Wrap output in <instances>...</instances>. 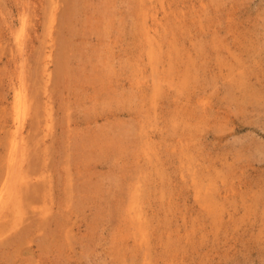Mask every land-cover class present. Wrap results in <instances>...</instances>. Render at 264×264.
Listing matches in <instances>:
<instances>
[{"label":"rangeland","instance_id":"374dc122","mask_svg":"<svg viewBox=\"0 0 264 264\" xmlns=\"http://www.w3.org/2000/svg\"><path fill=\"white\" fill-rule=\"evenodd\" d=\"M26 1L29 21L23 26V0H0V41L5 50L0 52V96L4 98L7 83L2 84V79L14 69L17 41L25 38L28 50L31 48L30 66L36 68V56L49 39L45 10L51 7V0ZM89 7L91 13L105 11L113 20L110 38H104L112 41V48L105 46L111 53L136 46L135 102L131 105L125 95L110 103L114 111L122 109V114L110 125L115 131L106 129L111 135L114 131L113 137L118 134L114 138L121 139L122 149L114 148L116 153L109 149L102 167L82 182L81 174L77 175L73 162L71 165L66 158L70 153L71 160L76 158L78 140L86 134V129L74 123L85 115L82 107L86 109L90 100L84 102L83 91L79 93L83 98L78 99L74 94H59L60 89L55 92L59 115L55 116L54 131L46 145L41 133L39 137L33 133L29 140H41L36 152L31 147L29 159H37L41 177L44 170L53 173L55 189L49 198L32 203L24 223L7 234L14 237L20 229L28 230L18 253L16 246L6 248L5 256L11 257L8 264H25V260L35 264V255L47 260L44 264H264V0H135L133 5L130 0H90ZM145 21L156 31L152 59L143 30ZM89 38L74 39V52L80 54L71 58L72 68L84 67L87 60L90 67L93 49L100 43ZM80 56L85 62L78 61ZM114 58L109 56L119 66L122 60ZM77 100L83 104V112L75 106ZM69 106H73L69 128L74 132L60 120L62 107ZM129 106L136 112L134 121ZM30 121L31 116L27 125ZM2 122L0 117V125ZM0 133L2 162L6 161L2 155L6 134ZM45 148L47 166L42 155ZM4 161L0 164L2 174L7 168ZM132 164L136 165L135 188L145 200L143 207L149 213L153 234L146 250L119 238L125 214L120 193L130 187L125 175H130L126 169ZM69 170L75 186L90 179L88 185L101 190L99 194L85 200L86 194L80 198L78 187L66 189L60 180L66 179ZM42 208L48 210L41 217L37 212ZM5 263L0 257V264Z\"/></svg>","mask_w":264,"mask_h":264},{"label":"bare ground","instance_id":"6f19581e","mask_svg":"<svg viewBox=\"0 0 264 264\" xmlns=\"http://www.w3.org/2000/svg\"><path fill=\"white\" fill-rule=\"evenodd\" d=\"M24 1L26 0H23V5L25 7L23 8L24 11L21 14L23 26L27 24V22L29 21L27 18L28 11H26L28 8L26 5L27 1L26 2ZM51 2H52L51 7L50 8L48 7V10L47 9L45 10L46 11L45 20H47L46 29L48 32L49 39L44 41V45H43L44 47L36 56L37 59L36 68H32L30 66L31 48H29L28 50V46H26V42L24 41L25 38L24 39L20 38L17 41V48L15 50L16 52L13 55H15L16 53L18 54L17 56L12 57L13 66L10 65L14 67V69L12 68L13 71L12 72L9 71L10 75L7 73V77L5 79L4 78L2 79V84L7 83L5 88L7 94L4 95L5 98L2 96L3 94L0 96L1 98L3 97L2 99H0V103H1L0 115L3 113L2 114L3 116H0L3 121L1 123L2 125H0L2 126L0 131H2V134L3 133L6 134V136L3 137L5 138V141L2 140L3 142H5V145L3 146H5L6 148L2 146L3 154L2 153L1 154L5 157L6 160L3 161L7 162V168L5 173L2 174L1 173L2 171L0 172V253H2L0 257L5 259L6 261L5 264H8L11 258L5 256L4 252L6 248H9L11 246L12 247L16 246L17 247L16 252L18 253L20 251L18 250L20 246L24 245L23 243L24 240L26 239V234H28V230L22 231V229H20L21 231L14 237H9L7 234L10 231H12V229L14 228L17 229L16 227L19 226L21 223L22 224L24 223L25 221L24 215L26 214V211H28V209L31 207L32 203L35 202L34 204H36V202L40 201L42 198L48 197V195L51 192H53L55 189L53 173L51 172L48 173L46 172L47 170L46 171L44 170L43 173L45 176L41 177V174L38 175V173H40L39 170L42 167L38 166L39 163H37V159L34 160L29 159L30 156L33 154L31 152L32 151L31 147H33L36 152L37 150L36 148L38 147L37 145H41V140L36 141L33 139L34 142L29 141L33 133L37 134L38 137L40 136L41 133L43 137V138L41 137L42 142L44 145H46L47 143L46 139L54 131L53 129L55 128V124H56L55 116L56 114L59 115V112L56 109L57 108L56 106L59 107V104L57 105L58 102L56 103L57 96L55 92L60 89L58 92L59 94L62 95L64 93H67L66 95H68L69 97L72 94H74L76 99H78L79 97H82L81 94L79 95V93H82L83 91L82 95L84 96V98L83 97L82 98L84 102H86V100H90L89 103L90 105L88 104L90 108H88L89 106L88 107L86 106L87 107L86 110L84 109L85 106L82 107L84 112L81 111L80 109V107L83 106L82 103H84L81 102L82 105L80 106L79 103L80 101H82L81 98L80 101L77 100L79 102L75 104L76 107L77 104L79 105V107H77L79 108L78 111L83 112V114L85 113V115H83V117L78 116L80 120H78L79 118L76 119L74 125L78 127H83V130L86 129V134L82 135L81 138L78 140L81 141V143L78 146H77L78 141H76L77 144L75 142L77 148L75 147L74 148L77 151L74 155L76 158L71 160L72 158L71 153L69 155L70 158L69 159L66 158L67 161H70L71 165L74 164V167L78 171V173L76 172L77 175L81 174L82 178L79 179L82 180V182L83 179L91 178L93 175H95L96 173L95 169L102 167L101 161L103 160V157L105 155H109L108 154L109 149L112 153H116V151L113 152L114 148L117 149V151L119 149V152H121L122 149L120 145L121 139L119 141L116 140L119 137L116 136L118 134L115 135L117 137L116 139L114 138L115 136L113 137V135L115 134L113 132L115 130L110 125L115 122L114 119L117 116L122 114V109L118 108L119 109L118 111L114 107V109L116 110L114 111L113 107L111 108V105L116 100H118L119 97L121 96L124 97L125 95H127L126 97H128L129 102L132 105L135 102V98L137 94L138 82L136 80V46L131 44L130 48L118 49L119 52L120 50L121 51L123 50L119 54H117V52L113 54L111 53V51H109L110 47H105V46H111L112 48L113 46L111 45L112 41H108L107 39H104L105 37L108 36V34L111 33V31L109 30L110 27L113 26V24H111L113 20L112 18L110 19V15L105 11H103L104 14H101L102 12L98 11L99 15L96 14L97 12L95 14L91 13L90 10L91 8L89 7L90 0H51ZM134 3L135 0H130V4L133 5ZM61 4H64V7H61ZM30 8H32V6ZM133 9H134L133 15L135 16V8L133 7ZM104 19H106L107 21L104 22L103 21ZM143 27H144L143 28L144 35L146 37L147 42L149 43L148 45L149 55L152 59L153 52H156V48H157L155 42L156 37L154 35L156 31L153 24H148V21H145ZM85 36L87 38L93 37L94 39H96L98 43H100L99 44L100 47L98 49L92 48L93 50H95L94 51L95 55L92 56L93 58L91 57L92 59L91 61H89L91 63L88 62L90 64V67H88L87 65L88 60L85 62L84 61L85 59H82V57L80 56L79 58L80 60L78 61L79 62L81 61L82 63L85 62L83 64L84 67H81L79 69H74L72 68L73 60L71 58L74 59L75 57L73 56H76L75 59H77L80 53L74 52L75 42L73 43V41L75 38H83ZM108 38H110V36H108ZM132 40L135 41V34H133ZM1 43L2 41H0V52H3L4 44ZM96 52H100V53L96 54ZM111 55H114V57L117 58V60L118 58L119 60H122L119 64V66H122L121 71L119 69V66L116 65L115 62H113V60H109V56ZM127 65H128V71L126 70ZM121 76H125V77L121 78ZM28 82H32L33 86L29 85ZM30 86H31V90H30ZM125 88L127 89L128 92H124L126 90ZM38 92L41 93L40 95L38 94L41 97L43 92V97L42 99L40 98V101L43 100L41 103L38 101V97H37ZM67 103H69V101ZM70 106L68 109L67 108L63 109L62 107V110L64 111H61L62 113L60 112L61 114H63L60 120H62V124L66 122V126L68 128L72 127L71 124L72 114L70 113V110L72 109L73 106L71 108ZM129 109H130L129 115L132 117L134 121L136 112L131 108V106H129ZM29 116H31V121L27 125ZM119 120L117 119L116 121L119 122ZM100 122L103 123L100 127H98L97 125H99ZM135 122H133V124ZM107 128L110 129V132L112 129L114 130L112 131V135L106 132ZM117 128L115 129L117 130ZM63 130L64 129H62L61 131L62 134L64 132ZM70 130L72 131V129ZM70 130H67V133L70 134ZM78 130H80V128ZM71 135L73 136L74 133H71ZM71 135L69 137L70 139H71ZM75 137L77 136L75 135ZM66 143H69L70 145V142H68V140ZM115 145L117 147H115ZM47 148L43 149V153H42L44 157L43 163H45V166H47L46 161L48 159V157H46V154L48 153ZM148 160H149L148 161L149 165H151L153 161L151 160L150 157ZM133 161H135V158L133 159ZM2 162H0V164ZM149 165H147V169H149ZM135 168H136L135 164H132L131 168L127 167L126 171L130 175H125V176H126V180H128V185L130 187L127 189L125 194L120 193L121 194L120 196H122V201H123L122 209L123 211L125 210L124 211L125 214L121 221L122 228L120 232L122 233L119 238L121 239L122 242L125 241V239H129V241L132 240V242H134V244L136 245L135 247L137 246L142 247L145 248L146 250L150 248V243H151L150 237L152 231H151L149 213L145 211V208L143 207L144 204L142 201L145 200H142L143 196L138 194L135 188V184H134ZM118 169H121V167ZM142 169L145 171L147 170L144 167ZM65 173H66L65 174L66 179H64L62 176L63 179L60 180L61 181L60 183L63 182V184L66 185V189L70 187L71 191L73 190L74 187H78L79 188L78 194L80 195V198L82 194L83 195L86 194L85 200H87L92 198L94 194L98 195L99 191H101V190L98 191V189L95 188L93 189L90 185H88L89 183L88 180L91 181L90 179L87 180L86 184L81 183L75 186L73 183V179L71 178L72 176L71 171L69 170ZM118 174L119 173H117V175ZM117 175L115 172L116 179H119V177L117 178ZM119 181L122 180L120 179ZM57 184L59 185V183ZM68 193L69 192L67 191L66 194ZM207 196L209 197L210 195ZM208 201L207 203H210ZM210 206L212 207L213 205L211 204ZM211 207L209 208L207 207V209H210ZM47 210L48 209L46 208H42L41 210L38 209V212L37 211L35 212H37L38 215L42 217V215L46 214L45 211ZM70 216L71 215L68 214V217ZM60 222L62 224V221H59V223ZM64 224L67 225V222H65ZM24 226L26 227V225ZM28 227L32 229L31 231L35 229L33 228V226L30 225ZM58 228H60V226ZM12 234H14V232ZM34 257H35L34 258L35 264L47 263V260H42V258L40 257L38 259L36 258L37 257L36 255ZM25 261H24L25 264H27V260ZM144 264H150V263L146 261Z\"/></svg>","mask_w":264,"mask_h":264}]
</instances>
